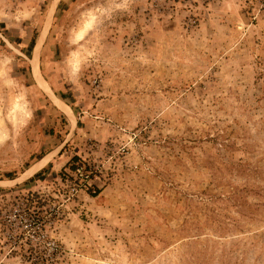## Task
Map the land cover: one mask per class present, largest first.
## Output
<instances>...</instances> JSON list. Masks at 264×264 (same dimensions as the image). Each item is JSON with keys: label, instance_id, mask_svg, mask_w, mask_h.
Wrapping results in <instances>:
<instances>
[{"label": "rangeland", "instance_id": "374dc122", "mask_svg": "<svg viewBox=\"0 0 264 264\" xmlns=\"http://www.w3.org/2000/svg\"><path fill=\"white\" fill-rule=\"evenodd\" d=\"M0 264H264L262 0H0Z\"/></svg>", "mask_w": 264, "mask_h": 264}, {"label": "built area", "instance_id": "2783aa9c", "mask_svg": "<svg viewBox=\"0 0 264 264\" xmlns=\"http://www.w3.org/2000/svg\"><path fill=\"white\" fill-rule=\"evenodd\" d=\"M262 6H264V0H262ZM94 174V170L90 167L89 169L84 168V166H77L74 170V175L79 180V182L76 181L77 184L72 186L71 192L74 193L78 191V188L82 189V186H87L86 182L88 183L87 179L91 178V176ZM90 184V183H89ZM12 222V220H10ZM22 223V222H21ZM12 237L14 239L21 238L22 234H18V236L11 233ZM27 238V237H26Z\"/></svg>", "mask_w": 264, "mask_h": 264}, {"label": "bare ground", "instance_id": "6f19581e", "mask_svg": "<svg viewBox=\"0 0 264 264\" xmlns=\"http://www.w3.org/2000/svg\"><path fill=\"white\" fill-rule=\"evenodd\" d=\"M37 60V58H35ZM34 60L33 61V67H34V72L35 74L38 76V79L39 81L42 83V84H45V81L41 78V76L39 75V71H38V68H37V61ZM46 159L43 160V162H45Z\"/></svg>", "mask_w": 264, "mask_h": 264}, {"label": "crops", "instance_id": "0c3cea01", "mask_svg": "<svg viewBox=\"0 0 264 264\" xmlns=\"http://www.w3.org/2000/svg\"><path fill=\"white\" fill-rule=\"evenodd\" d=\"M45 165H46V164H44V165H42L41 167L37 168V169L35 170V172L40 171Z\"/></svg>", "mask_w": 264, "mask_h": 264}, {"label": "trees", "instance_id": "16d2710c", "mask_svg": "<svg viewBox=\"0 0 264 264\" xmlns=\"http://www.w3.org/2000/svg\"><path fill=\"white\" fill-rule=\"evenodd\" d=\"M73 159H74V160H77L78 158L75 156ZM38 173H39V172H38ZM8 176L11 178V177H12V174H8Z\"/></svg>", "mask_w": 264, "mask_h": 264}]
</instances>
